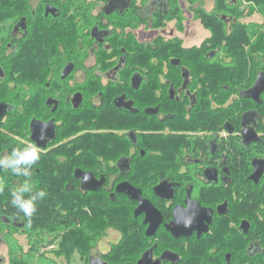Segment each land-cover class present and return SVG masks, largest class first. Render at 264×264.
I'll return each mask as SVG.
<instances>
[{"label": "flooded vegetation", "instance_id": "af4514ba", "mask_svg": "<svg viewBox=\"0 0 264 264\" xmlns=\"http://www.w3.org/2000/svg\"><path fill=\"white\" fill-rule=\"evenodd\" d=\"M162 1L132 7L124 6V0H106L85 8L92 20L88 54L76 63L67 61L57 69L42 71L45 84L41 90L25 88L27 119L20 126L15 121L17 101L0 104V157L11 153L12 146L6 145L9 141L35 147L41 161L34 172L42 174L43 181L32 178L33 192L44 190L47 195L42 201L52 210L38 224L33 218L28 221L5 214L7 198L4 203L2 196L7 197L5 189L16 182H7L6 170H0V254L6 255L0 264H35L10 262V257L34 254L38 259L41 255L42 264H257L242 262V247L254 252L257 246L254 239L241 241L250 225L237 204L245 184L254 183L250 180L253 161L264 160V88L254 94L258 76L264 75V63L259 68L247 67H252L249 60L255 58L260 37L264 43V25L259 27L264 19L248 15L250 7H242L245 16L239 21L246 26L249 45L244 43L237 51L230 98L216 93L219 88L226 91L225 71L212 80L207 71L193 69L190 62L179 65L177 59L170 60L174 62L171 69L160 59L159 68L152 73L133 71L124 92L111 96L109 86L121 82L125 64L123 49L118 56L113 47L122 39L121 30L131 32L138 42L151 43L161 37L179 40L184 48L197 46L183 43V37L191 35L194 18L185 1L181 27L172 20L164 28H150ZM48 5L43 7L44 17L62 18V9L77 10L50 5L54 11L46 14ZM132 12H136L135 18L150 19L148 27L145 21L134 30L116 26ZM256 12L254 9L253 14ZM169 24L170 31L166 29ZM11 35L18 38L23 32ZM206 38L208 32L200 44ZM91 60L101 62L89 65ZM67 64L72 70L61 78ZM151 76L154 85L149 106L143 92ZM85 78L107 85L106 102L99 98L101 92L95 95L96 86L83 88ZM119 98L122 101L117 106ZM201 113L216 117L197 121ZM146 114L153 120L136 121L146 119ZM115 115H121L122 121H113ZM35 121L41 123L36 131ZM144 145L149 148L141 149ZM86 175L96 190H89ZM120 184L138 194L116 192ZM98 191L109 196V261L104 259L108 250L98 251L94 242ZM119 213L121 220L117 221L114 215ZM120 239L121 261H112V249ZM83 248L86 254L81 260Z\"/></svg>", "mask_w": 264, "mask_h": 264}, {"label": "trees", "instance_id": "16d2710c", "mask_svg": "<svg viewBox=\"0 0 264 264\" xmlns=\"http://www.w3.org/2000/svg\"><path fill=\"white\" fill-rule=\"evenodd\" d=\"M83 1L84 0H0V104L5 102L8 103L12 100L17 101V104H15L17 106L16 109L13 106L10 111L15 109V121L18 126L21 125V121H26L27 119V103L24 99L26 92L25 88L27 86H33L41 90V87L45 84V77L41 73L42 71L57 69L61 64L63 65L67 61L76 63L79 58L88 54L87 48L89 47H87V44L91 41L89 39V31L92 20L89 17L90 12H87L85 8L91 7L96 3L98 4L101 1L105 4L106 0H94L93 3L89 2V5H85V3H82ZM124 1V6L144 7L148 5L150 0ZM184 1L187 3L186 5ZM46 4L56 8L68 6L77 7V10L69 11L67 9H62L60 14L62 18H53L51 16L44 17L43 7ZM184 5L187 6L189 10L193 11L194 18L198 20L201 26L208 32V38L198 46L184 48L179 40L164 41L161 37H157L151 43L138 42L131 32L125 34V31L121 30L122 39L119 38V40L113 44V47L118 56L124 52L125 64L121 72L120 81L122 83H111L109 86L111 96H116L124 92V87H127V82H129V77L133 71L142 70L152 73L159 68L161 60L164 61L163 64H166L168 69H171L174 64V62H170L171 59L179 60V65H184V62H190L193 64V69L207 71L212 80L221 78L219 73L221 70L225 71L226 74L224 79H226V91L219 88L216 90V93H225L227 99L233 95L232 88L234 87L233 79L235 75L232 74V72L237 69V51L240 48L243 49L242 44L245 43V45H249V36L247 35L246 26L241 25L239 21L240 17L245 16V10L241 7L242 5H245L243 7H250L248 15H251L254 11L251 7L252 5L261 7L263 11L261 13L264 19V0H215L211 11H206L204 9V0H163L159 9L154 14L155 18L151 19V21L150 19L142 20L140 18H135L134 14L136 12H132L128 20L119 19L118 21H120V24H116V26L122 25L121 28L127 26L130 30H134L144 21L146 26L150 21V28H164L166 23L175 20L179 27H181L184 20L182 16L185 11ZM123 22L125 23L123 24ZM263 25L264 22L262 25H259V27ZM18 30L23 32V35L14 38L11 33ZM59 44H61V47L58 46ZM62 48H65V52L63 53L61 51L63 50ZM121 48L123 52L120 51ZM256 48L255 58L253 56L251 60H249L252 67L247 65L249 69H254L255 66L259 68L262 63H264V43L262 37L258 39ZM219 57H221L222 60H220ZM217 58L218 60H216ZM245 60L244 63L246 64L247 60L246 62ZM247 67L244 66L243 68L248 69ZM152 79L154 80L153 76L150 77L151 85L150 83H148V85L144 84L146 87L145 89L143 88V93L146 95L145 98L147 100L146 104L149 106L152 104L149 98L153 95L151 87L154 85V81L152 82ZM92 81L93 78H85L81 85L83 88L88 85H91L90 87L96 86L97 90L96 92L94 91L95 95L101 92L99 98L106 102L107 85L98 83L97 81L92 83ZM147 86H150L149 89ZM216 87H218V85H215V88ZM15 88H17V90L13 91ZM86 90H89V88ZM20 96L21 98L19 99ZM16 97H18V99ZM136 100L138 102L140 99ZM148 101L150 103H148ZM259 112H262V109H259ZM150 116L153 117L154 115ZM215 117L216 115L213 113H210L208 117L206 114L201 113L196 119L197 121H208ZM230 117H233V115L231 114ZM150 119L153 120L146 114V119L141 120L140 118H136V121H151ZM113 121H122V116L115 115ZM6 145L12 146V150L27 148L18 142H13L12 144L11 141H9ZM141 147L140 148L144 150L149 148L145 145ZM40 159L32 169L33 181H43V175H37L34 172V169H39L40 167ZM3 171L5 172V170ZM3 176L6 177L7 182H16L14 187L18 186L24 180L23 177H17L10 173V170H6ZM13 188L8 187L5 189L9 195L7 197H5V195L2 196V199L7 198V204H5L6 210L3 211L5 214L18 218L21 217L28 221H31L33 218L38 224L41 222L40 219L52 213L51 206L45 201L40 200L37 202V211L30 219L26 218L23 213L19 212L11 205L10 192ZM96 197L99 202L97 203L96 217L94 220L100 225L104 224L106 217H109L107 211L109 208V196L105 192L98 191ZM3 200L5 203V199ZM114 202V204L117 205L116 201ZM89 205L90 204H88V206ZM237 205L242 218L246 219L250 225L249 231L246 234L242 233L241 241H250L254 239L257 246L254 252L245 250L246 246L242 247V262L264 264V176L256 184L250 181L245 184ZM114 217H116L115 220L117 221L121 220L120 213L115 214ZM121 246L122 239L118 244L114 245L112 249L113 253L110 256L112 261H121ZM36 256L35 254L29 255L26 259L25 257L21 259L10 257V262H25L28 261L29 258L35 259L34 257ZM39 257L41 258V255ZM104 259L109 261V252L104 255Z\"/></svg>", "mask_w": 264, "mask_h": 264}, {"label": "clouds", "instance_id": "9594fccd", "mask_svg": "<svg viewBox=\"0 0 264 264\" xmlns=\"http://www.w3.org/2000/svg\"><path fill=\"white\" fill-rule=\"evenodd\" d=\"M39 159L40 157L35 147H28L22 150L13 149L11 153L0 157V170H10L13 175L24 178L22 183L11 190L10 202L14 208L29 219L37 211V202L47 195L44 190L33 192L31 184L32 169Z\"/></svg>", "mask_w": 264, "mask_h": 264}, {"label": "rangeland", "instance_id": "374dc122", "mask_svg": "<svg viewBox=\"0 0 264 264\" xmlns=\"http://www.w3.org/2000/svg\"><path fill=\"white\" fill-rule=\"evenodd\" d=\"M214 1L215 0H204V8L206 11L212 10V8L214 6ZM77 2H81V1H77ZM89 2L93 3L94 0H84L82 3H85V5H89L88 4ZM77 5H78V3H77ZM94 5L100 6L101 3H98V4L96 3ZM243 6H245V5H242V7ZM251 7L253 9H255V12L257 11L256 14L252 13L251 15L256 16V18L259 16H260L259 18L263 17L262 13H261L263 11L261 10L262 9L261 7H257L254 5H252ZM171 28H172V24H169L166 29L168 31H170ZM190 28H191L190 32H191L192 36L189 35V36L183 37V39H184L183 43L185 46H191V45H197L198 46L200 44L201 40L207 35V32L204 31L200 27L199 23L196 20H194V18H193V20L190 21ZM98 62L100 63L101 61H96V63H95V62H93V60H91V62H89V65H95L96 66V64H98ZM95 229H96V238H95L94 242H96V244L98 245L97 250L98 251H101V250L107 251L108 250V252H109V243H108V241H109V217L105 218L104 224L99 225L97 222H95ZM119 241H118V243H119ZM84 247L86 249V246H84ZM85 249L83 248L82 252L80 253V259L81 260H84V256L86 253ZM71 256L78 259L77 254H72ZM5 257H6L5 254H0L1 260L5 261ZM25 259H26V257H25ZM28 261L35 263V264H42L44 262V260H42L41 258H39V259L38 258H35V259L29 258Z\"/></svg>", "mask_w": 264, "mask_h": 264}, {"label": "water", "instance_id": "95a60500", "mask_svg": "<svg viewBox=\"0 0 264 264\" xmlns=\"http://www.w3.org/2000/svg\"><path fill=\"white\" fill-rule=\"evenodd\" d=\"M53 11H54V9L50 5L46 6V11H45L46 14L48 12L52 13ZM71 70H72V65L71 64H67L64 67V69H63V73H62L61 78H65L69 74V72ZM263 88H264V75H259L258 78H257V82H256V84L254 86V94L260 93L263 90ZM121 101H122V99L119 98V99H117L115 101V104L118 106V104ZM74 103H75V105H77L79 103V96L76 98ZM40 127H41V123L40 122H36V121L33 122V128L35 129V131H36V129L39 130ZM253 169H254V171H253L252 175L250 176V180L253 181L256 184V183H258L259 178L264 173V160H255V161H253ZM86 180H87V182L89 184V190H96L97 189L95 187L93 188V187L90 186L91 180H90V177L88 175H86ZM92 182H93V180H92ZM129 191H135V195H133V197L136 196V194H138L137 190L129 188V186H126L125 184H120L117 187V189H116V192H118V193L129 192ZM242 228H243V232H246L247 224L243 223Z\"/></svg>", "mask_w": 264, "mask_h": 264}]
</instances>
